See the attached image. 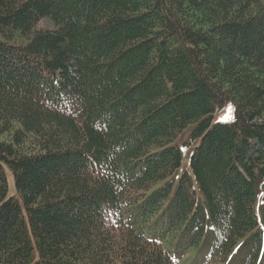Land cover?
<instances>
[{
    "label": "trees",
    "instance_id": "trees-1",
    "mask_svg": "<svg viewBox=\"0 0 264 264\" xmlns=\"http://www.w3.org/2000/svg\"><path fill=\"white\" fill-rule=\"evenodd\" d=\"M193 250L264 264L263 1L0 0V264Z\"/></svg>",
    "mask_w": 264,
    "mask_h": 264
},
{
    "label": "rangeland",
    "instance_id": "rangeland-1",
    "mask_svg": "<svg viewBox=\"0 0 264 264\" xmlns=\"http://www.w3.org/2000/svg\"><path fill=\"white\" fill-rule=\"evenodd\" d=\"M264 3V0H262ZM41 27L44 28H54V24L52 23V21L50 20H43L41 23ZM232 109L233 106L231 103H229L228 105H226L223 109L219 110L217 113H215L214 115V122L217 121H228L230 119H232ZM189 150L190 147H182V152H183V159H182V166L179 170H184L185 168H189L190 170V166H189ZM6 171H7V177H8V182H9V189H8V197L15 195L16 194V186H15V177L12 173V171L6 167ZM260 201V196H258V204ZM261 223L263 221L262 215L260 213V210L258 211ZM193 256H196V251L193 250V253L191 256H189L184 262L186 264H191L192 260H194Z\"/></svg>",
    "mask_w": 264,
    "mask_h": 264
}]
</instances>
